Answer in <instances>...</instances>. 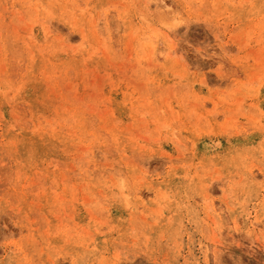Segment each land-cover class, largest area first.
Masks as SVG:
<instances>
[{"label":"rangeland","instance_id":"obj_1","mask_svg":"<svg viewBox=\"0 0 264 264\" xmlns=\"http://www.w3.org/2000/svg\"><path fill=\"white\" fill-rule=\"evenodd\" d=\"M0 264H264V0H0Z\"/></svg>","mask_w":264,"mask_h":264},{"label":"bare ground","instance_id":"obj_2","mask_svg":"<svg viewBox=\"0 0 264 264\" xmlns=\"http://www.w3.org/2000/svg\"><path fill=\"white\" fill-rule=\"evenodd\" d=\"M123 184V183H122Z\"/></svg>","mask_w":264,"mask_h":264}]
</instances>
